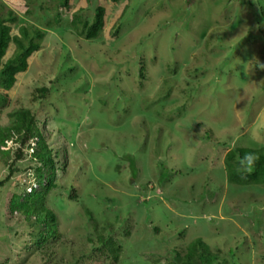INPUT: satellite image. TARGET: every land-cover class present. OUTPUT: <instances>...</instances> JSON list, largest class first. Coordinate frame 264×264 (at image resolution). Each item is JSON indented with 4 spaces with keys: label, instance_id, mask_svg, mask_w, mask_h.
<instances>
[{
    "label": "rangeland",
    "instance_id": "obj_1",
    "mask_svg": "<svg viewBox=\"0 0 264 264\" xmlns=\"http://www.w3.org/2000/svg\"><path fill=\"white\" fill-rule=\"evenodd\" d=\"M108 3L86 39L55 1L26 13L0 0L12 36L42 34L0 124L30 109L59 168L45 241L44 220L9 207L35 161L0 160V264H90L101 235L122 247L117 264H169L198 238L219 264H264V184L230 183L225 164L233 148L264 147V0Z\"/></svg>",
    "mask_w": 264,
    "mask_h": 264
},
{
    "label": "trees",
    "instance_id": "obj_2",
    "mask_svg": "<svg viewBox=\"0 0 264 264\" xmlns=\"http://www.w3.org/2000/svg\"><path fill=\"white\" fill-rule=\"evenodd\" d=\"M34 0H8L17 10L29 13L30 5ZM58 3L59 9H65L71 12V22L75 28L81 26V33L86 39H95L99 33L107 25L110 15V6L108 0H49ZM96 1V2H95ZM118 3L119 0H111ZM128 10V4H124L116 19L111 22L110 31L118 25L120 20L125 16ZM92 11V18L88 20L84 14ZM16 17L13 11H9L7 16L0 15V110L7 107L10 99V92L17 85L20 75H22L29 64L30 57L39 49L38 39L41 33L33 29L32 35L28 34L25 26L19 28V35L10 34V26L8 22H14ZM118 27L116 33L118 32ZM109 31V32H110ZM115 33V34H116ZM37 38V39H36ZM14 49L4 59L6 50L10 44ZM46 91L41 88L40 92ZM9 122L6 125L0 124V160H10L9 168L12 167L14 161L22 158L24 153H29L35 161L33 176L35 182L41 186L40 191H32L24 195V200L20 201V196L13 194L10 201V210L15 209L26 217L34 215L35 220H44L46 238L55 235L54 228H50L55 222L56 217L50 209L45 205V199L48 192L56 187L57 173L59 171L57 160L54 158L51 148L45 139L42 138L40 127L37 119L28 108H18L9 113ZM11 141V144L8 142ZM34 141V145H31ZM261 146V145H260ZM29 149H32L31 151ZM246 153H254L257 159L254 164L245 158ZM57 156V154L55 155ZM225 164L227 178L230 183L245 184H264V147H236L228 151L225 156ZM9 173H12L10 170ZM10 176V174H9ZM8 177L5 180H8ZM52 229V230H51ZM101 248H97L99 252L93 258H88V263H98L95 261L99 258L108 260L107 264H117L119 260L118 254L122 247L116 242L112 236L101 235L98 238ZM101 253V254H100ZM218 255L213 253L211 249L201 239H196L187 248L183 255L177 253L170 260L169 264H219Z\"/></svg>",
    "mask_w": 264,
    "mask_h": 264
},
{
    "label": "built area",
    "instance_id": "obj_3",
    "mask_svg": "<svg viewBox=\"0 0 264 264\" xmlns=\"http://www.w3.org/2000/svg\"><path fill=\"white\" fill-rule=\"evenodd\" d=\"M8 144H11V141L8 142ZM34 144H35L34 141H32V142H31V145L33 146ZM29 150L31 151L32 149H29ZM32 184H33V186H29V187H27V189H26L28 193H31V192H32L35 188H37V186H38L37 182H35V181H34Z\"/></svg>",
    "mask_w": 264,
    "mask_h": 264
},
{
    "label": "clouds",
    "instance_id": "obj_4",
    "mask_svg": "<svg viewBox=\"0 0 264 264\" xmlns=\"http://www.w3.org/2000/svg\"><path fill=\"white\" fill-rule=\"evenodd\" d=\"M245 158H247L250 162L254 164L255 159H257L258 157H256L254 153H246Z\"/></svg>",
    "mask_w": 264,
    "mask_h": 264
}]
</instances>
